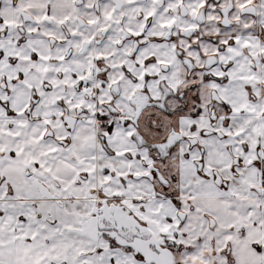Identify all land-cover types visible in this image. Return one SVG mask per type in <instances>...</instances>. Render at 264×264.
Segmentation results:
<instances>
[{
	"label": "snow or ice",
	"instance_id": "snow-or-ice-1",
	"mask_svg": "<svg viewBox=\"0 0 264 264\" xmlns=\"http://www.w3.org/2000/svg\"><path fill=\"white\" fill-rule=\"evenodd\" d=\"M0 264H264V0H0Z\"/></svg>",
	"mask_w": 264,
	"mask_h": 264
}]
</instances>
